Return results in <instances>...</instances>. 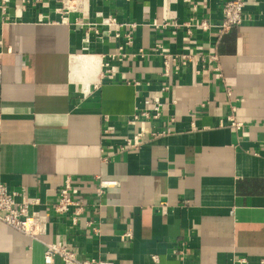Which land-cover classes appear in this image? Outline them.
I'll list each match as a JSON object with an SVG mask.
<instances>
[{
  "label": "crops",
  "instance_id": "obj_1",
  "mask_svg": "<svg viewBox=\"0 0 264 264\" xmlns=\"http://www.w3.org/2000/svg\"><path fill=\"white\" fill-rule=\"evenodd\" d=\"M225 1L85 0L64 22L58 0H33L0 19V179L41 198L43 240L116 264L264 258V0H245L243 24L219 35ZM110 15L120 36L103 24L85 36L81 18ZM154 95L160 118L130 124ZM135 129L143 145L121 150ZM68 178L86 201L75 225L51 209ZM101 179L117 185L98 196ZM44 251L0 222V264H47Z\"/></svg>",
  "mask_w": 264,
  "mask_h": 264
},
{
  "label": "built area",
  "instance_id": "obj_2",
  "mask_svg": "<svg viewBox=\"0 0 264 264\" xmlns=\"http://www.w3.org/2000/svg\"><path fill=\"white\" fill-rule=\"evenodd\" d=\"M39 0H34L37 3ZM11 0H0V19L2 23L9 22L18 18V13L21 12L27 3L33 2V0H20L19 3L10 6ZM59 5L55 9L61 16V20L68 21V15L72 12L82 14L84 12L85 0H58ZM244 7L245 0H227L221 6L222 20L217 26V32L219 35L226 33L234 26H239L244 22ZM12 9V11H11ZM102 15V14H101ZM38 17L43 20L50 18L47 15L39 14ZM101 22H89L81 18V24L87 25L86 37H90L91 33H101L100 25L107 26V33L113 34L115 37L120 36L119 27L117 25V19L110 16H102ZM54 21V20H53ZM170 23H159L154 21L153 26L165 27ZM175 26L179 24L173 23ZM182 25L189 26V23ZM199 26L202 29H209L211 24L207 20L200 22ZM91 32V33H90ZM190 32V31H189ZM167 58L168 56L165 55ZM186 59L188 56L183 55ZM211 59H216L217 56L211 55ZM108 67L107 71H111L109 63H105ZM167 64V62H166ZM2 74V67L0 64V80ZM169 89L168 85L163 86L162 90ZM163 101L160 96H149L144 101V106L138 108L132 116L128 119L130 124H136L141 120H156L160 118L162 114ZM232 125L239 127V123L234 116L229 118ZM2 124V117L0 114V129ZM153 136H159L164 134L161 132H152ZM145 134L143 130L135 129L133 136L126 139L125 144L121 147V150H134L137 151L143 145ZM115 180H103L101 179L98 187L95 189V193L99 196L103 194L107 188L116 186ZM17 195L21 198L18 199ZM41 205V198L39 196H29L26 193L18 194L15 191L9 190L8 186L0 179V222L7 226L22 232L29 236L33 240H38L45 246L44 260L47 264H52L55 258H58L63 264H116L109 259H100L95 257L83 256L75 248H70L68 240L66 238H60L53 241H45L42 236L47 234L49 226V213L39 209ZM51 209L58 215H70L71 221L75 225L78 218L83 214L86 209V201L82 197L80 188L74 185L73 180L68 178L65 183L58 189L54 201L51 204ZM87 226L92 231L99 235L101 230L99 227L93 226L92 221L87 222ZM123 238H132L133 233L131 229H128L122 236ZM154 264H159V257L157 255L152 256ZM233 264H249L245 258H239ZM258 264H264V258L260 260Z\"/></svg>",
  "mask_w": 264,
  "mask_h": 264
}]
</instances>
